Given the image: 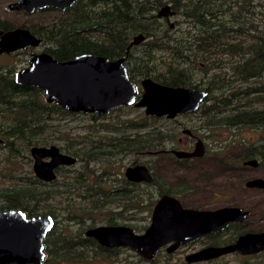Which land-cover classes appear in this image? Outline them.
<instances>
[{
    "label": "rangeland",
    "instance_id": "rangeland-1",
    "mask_svg": "<svg viewBox=\"0 0 264 264\" xmlns=\"http://www.w3.org/2000/svg\"><path fill=\"white\" fill-rule=\"evenodd\" d=\"M16 1L0 0V31L23 28L39 44L0 57V209L54 217L45 264H97L103 254L85 230L122 224L143 234L163 195L186 209L247 212L212 243L264 231V188L247 186L264 180V0H78L63 12L32 14L11 11ZM164 8L167 15L160 16ZM138 34L142 41L130 46ZM38 53L56 60L81 53L124 58L138 94L141 81L151 79L202 90L206 97L196 112L172 119L134 107L99 117L42 112L28 95L1 90L2 75L13 80ZM183 131L202 141L201 156L179 163L149 154L177 149L179 139L180 149L192 151L196 141ZM51 146L76 162L58 168V179L49 184L34 177L30 150ZM251 160L256 166L246 164ZM132 165L147 167L151 181L127 182L124 170ZM98 178L116 195L99 199ZM185 252L167 264H185ZM121 257L117 264H142L133 253ZM213 264H264V251L251 258L227 255Z\"/></svg>",
    "mask_w": 264,
    "mask_h": 264
},
{
    "label": "water",
    "instance_id": "water-1",
    "mask_svg": "<svg viewBox=\"0 0 264 264\" xmlns=\"http://www.w3.org/2000/svg\"><path fill=\"white\" fill-rule=\"evenodd\" d=\"M78 0H18L11 3V11L32 14L36 10L53 8L65 11ZM162 15H167L164 8ZM143 37L138 34L130 46L139 44ZM39 40L28 30L17 28L0 31V55L11 54L28 47H37ZM124 58L82 53L66 61H58L46 53L34 54L28 65L14 74L19 86L36 88L49 104L69 112L102 116L118 107L134 106L143 109L145 115L172 119L179 114L195 112L206 97L202 90L170 87L144 79L141 94L128 77ZM1 142V141H0ZM34 159L33 171L44 181L53 178L59 165H72L74 160L61 154L58 148L35 147L30 150ZM177 158H193L202 155L199 141L192 153L173 152ZM50 159V160H48ZM256 166L255 161L246 163ZM126 176L133 182L150 181L144 167L128 168ZM250 188H264V180L247 183ZM247 212L238 207L216 210L185 209L174 198L162 197L155 206L149 227L143 234H136L128 227H96L86 232L106 247L129 246L139 256L153 259L158 250L172 243L169 251L188 244L208 234L222 231L233 222H242ZM52 226L48 215L28 217L20 210H0V264H41L42 240ZM264 251V231L247 233L235 243L224 247H206L187 256L189 262L213 259L238 253L242 256Z\"/></svg>",
    "mask_w": 264,
    "mask_h": 264
},
{
    "label": "flooded vegetation",
    "instance_id": "flooded-vegetation-1",
    "mask_svg": "<svg viewBox=\"0 0 264 264\" xmlns=\"http://www.w3.org/2000/svg\"><path fill=\"white\" fill-rule=\"evenodd\" d=\"M17 12H24V11H17ZM8 31H10V30H8ZM3 32H6V31H3ZM29 48V47H28ZM25 49H27V48H25ZM25 49H23V50H25ZM18 51H22V50H18ZM18 51H16V52H18ZM16 52H13V53H11V54H3V55H0V57H9V56H11L12 54H14V53H16ZM34 55V54H33ZM32 55V56H33ZM110 59H113V58H110ZM13 82H14V84L16 85V86H19V85H17L16 83H15V81H14V77H13ZM137 89V88H136ZM40 91V90H39ZM40 93H41V95H42V92L40 91ZM43 96V95H42ZM45 99V98H44ZM204 101V100H203ZM45 102H46V100H45ZM47 103V102H46ZM47 104H49V103H47ZM202 104V103H201ZM200 104V105H201ZM49 105H54V104H49ZM54 106H56V107H58V108H60V110L61 111H63V113H68V114H70V113H72V114H84V113H82V112H80V113H75V112H69V111H66V110H64L63 108H61V107H59V106H57V105H54ZM128 107H134V106H128ZM200 107V106H199ZM118 108H120V107H118ZM134 108H136V107H134ZM117 109V108H116ZM137 109H140V108H137ZM199 109V108H198ZM197 109V110H198ZM113 110H115V109H113ZM113 110H111V111H113ZM143 110V109H142ZM196 110V111H197ZM110 111V112H111ZM195 111V112H196ZM110 112L108 113V114H110ZM194 113V112H193ZM108 114H106V115H108ZM188 114H190V113H188ZM85 115H92V116H94V117H99V116H96V115H94V114H85ZM102 116H104V115H102ZM155 117V116H154ZM163 117H166V116H163ZM184 133L183 134H185L190 140H192L193 142H194V140L196 141V143L194 144V148H193V150L192 151H190L189 149L188 150H183L182 148L180 149V145L182 144V142H183V139H179L178 140V143L176 144V148L177 149H172V150H169V151H158V152H155V153H149V154H151V155H153V156H158V155H162V156H168L169 158L168 159H174V160H177V161H179V163L181 162H188L189 160H191V159H193V158H195V157H193V158H177L175 155H174V153L173 152H179V151H181V152H185V153H192V152H194V149H195V147H196V145H197V143L200 141L201 142V150H203V145H202V141L197 137V136H195V135H193L192 133H190V132H188V131H183ZM0 144H1V142H0ZM59 150V149H58ZM59 152L61 153V154H63L60 150H59ZM64 155H67V154H64ZM69 156V155H68ZM71 157V156H70ZM34 160V159H33ZM48 160H50V159H48ZM73 160H74V162H73V164H75V159L73 158ZM34 163V162H33ZM72 164V165H73ZM72 165H59L58 167H56L55 169H54V171H53V178L51 179V180H49V181H44V180H42V179H40V178H38L37 176H36V174L34 173V171H33V173H34V177L38 180V181H40V182H43V183H49V184H51V183H53V182H55L58 178H57V176H56V171H57V169L58 168H60V167H71ZM134 167H144L147 171H148V174H149V176H150V171H149V169L147 168V167H145V166H143V165H132V166H128V167H126V169L124 170V177H125V179H126V181L127 182H129V183H142V182H148V181H140V182H133V181H131V180H129L128 178H127V176H126V171H127V169L128 168H134ZM150 181H151V179H150ZM149 181V182H150ZM96 185H98V187L96 186ZM95 186L97 187L96 188V193H97V197L99 198V199H102V198H104L105 199V197L107 196V195H110L111 197L112 196H115L116 195V193H117V191H115L114 189H109V188H107L106 187V183H105V181L104 180H102L101 178H98L96 181H95ZM164 196H168V195H163V196H161L160 197V199L162 198V197H164ZM169 197H172V196H169ZM173 198V197H172ZM175 199V198H174ZM177 200V199H176ZM178 201V200H177ZM157 205V204H156ZM155 205V206H156ZM183 207V206H182ZM103 208H105V206H103V207H101L100 209L102 210ZM155 208V207H154ZM184 208V207H183ZM99 209V210H100ZM129 209V207L127 206V209L126 210H128ZM186 209V208H185ZM5 210H20L21 212H23L26 216H28V217H33V216H44V215H48V216H50V218L52 219V226H51V228H50V230L47 232V234L45 235V237L43 238V240H42V245H43V254H44V257H43V261L41 262V264H45V262H44V260H45V257H46V252H45V246H46V243H47V241L52 237V234H53V232H54V230H55V225H56V223H55V219H54V217L53 216H51L50 214H48V213H45V212H40V213H37V212H39V211H37L35 214L34 213H30V212H25V211H23L22 209H5ZM154 210V209H153ZM41 211V210H40ZM201 211V210H200ZM153 213V212H152ZM244 221V220H243ZM242 221V222H243ZM242 222H233V223H231V224H229L226 228H224L222 231H219V232H216V233H212V234H208V235H206V236H204V237H202V238H200V239H198V240H195V241H193V242H191V243H188V244H182L181 246H179L177 249H175V250H173V251H169L168 249H169V247H171V245H172V243L170 242V243H168V244H166L165 246H162L159 250H158V252H157V254H156V256L153 258V259H145V258H142L141 256H139L136 252H134L133 251V249L131 248V247H129V246H118V247H106V246H104L103 244H101V242L99 241V240H97L96 238H94V237H89V236H87L86 235V232L88 231V230H90V229H93V228H96V227H114V226H124V227H128V226H126V225H122V224H116V225H114V224H98V225H95V226H92V227H89V228H87L86 230H85V232H84V235H85V238H86V240L87 241H93L98 247V252H100V253H102L103 254V256H98V258L96 259V263L97 264H117V263H119V260H120V258L122 259V253L124 252V253H133V254H135L136 256H137V258L141 261V263L142 264H160L159 263V261H162V263L161 264H167V260H169L170 258H172L173 256H175L176 254H179L181 251H183V250H187V252H185L184 254H185V256H184V262H185V264H213V263H215V262H217L219 259H221V258H223V257H225V256H227V255H237V256H239V257H241V258H251V257H255L256 255H258V254H254V255H248V256H242V255H240V254H238V253H230V254H225V255H221V256H218V257H215V258H213V259H208V260H201V261H193V262H189L188 260H187V256L188 255H190V254H192V253H196V252H198V251H200V250H202V249H204V248H206V247H224V246H227V245H230V244H233V243H235L236 242V240L240 237V236H238V238L237 239H230V240H227L226 239V241L224 240H222V242H220L219 244H217V243H212V241L216 238V237H219V236H222L221 234H223V233H225V231H227L228 229H230V227H232L233 225H235L236 223H242ZM128 228H130V227H128ZM131 229V228H130ZM132 230V229H131ZM133 231V230H132ZM258 233V232H257ZM62 237H63V235H61ZM65 236V235H64ZM200 244V243H204L202 246H200L199 247V249L197 250V249H194V250H188V249H190V248H192V247H194L195 245H197V244ZM261 253V252H260ZM127 264H130V262L129 263H127Z\"/></svg>",
    "mask_w": 264,
    "mask_h": 264
},
{
    "label": "trees",
    "instance_id": "trees-1",
    "mask_svg": "<svg viewBox=\"0 0 264 264\" xmlns=\"http://www.w3.org/2000/svg\"><path fill=\"white\" fill-rule=\"evenodd\" d=\"M77 55H79V54H77ZM72 57H74V56H72ZM72 57L64 59V60H58V61H66L68 59H71ZM1 79L5 83L4 87L1 88L3 94L11 95V96H16L17 94H19L21 96L28 95L29 97L33 98L34 101H32V103L36 104L37 105V109H39V111H42V112H45V111L46 112H51V111L60 110V108H58V107H56L54 105H49L46 102H45V104L38 103L37 100L40 97V96L38 97V95H41V93H40V91L38 89L29 88V87H25V86H16L12 79H9V78H7L6 76H3V75L1 77ZM5 209H11V208H1L0 210H5ZM23 211H25V210H23ZM25 212H27V211H25Z\"/></svg>",
    "mask_w": 264,
    "mask_h": 264
}]
</instances>
